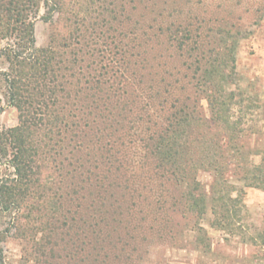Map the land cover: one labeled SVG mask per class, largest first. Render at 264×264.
<instances>
[{
  "label": "trees",
  "instance_id": "trees-1",
  "mask_svg": "<svg viewBox=\"0 0 264 264\" xmlns=\"http://www.w3.org/2000/svg\"><path fill=\"white\" fill-rule=\"evenodd\" d=\"M215 1L0 0V76L18 113L0 129V264L9 238L21 264H149L186 233L210 253L202 222L264 247V226L242 222L245 188L264 192V152L249 163L233 121L244 100L229 91L245 3Z\"/></svg>",
  "mask_w": 264,
  "mask_h": 264
},
{
  "label": "rangeland",
  "instance_id": "rangeland-1",
  "mask_svg": "<svg viewBox=\"0 0 264 264\" xmlns=\"http://www.w3.org/2000/svg\"><path fill=\"white\" fill-rule=\"evenodd\" d=\"M210 1V0H209ZM215 1V0H214ZM218 0L215 1L217 3ZM243 10L238 16L242 18L241 28L250 35L242 39L237 52V75L229 85V91L242 94V109L236 108L233 121L243 117L242 127L245 129L243 143L248 145L255 154L249 157L252 166L259 165L264 152V0H244ZM232 9V8H230ZM40 16L35 21L36 47L42 48L48 44L50 25ZM262 16V17H261ZM235 22V21H234ZM8 41L0 40V73L8 72V64L1 53ZM7 83L0 76V129L14 127L18 124V113L8 104ZM206 114L209 116L206 101H203ZM242 110V111H241ZM2 173H7L4 170ZM204 190L212 196L214 174L202 171L199 174ZM236 190L243 188L244 183L232 180L230 187ZM236 191L231 192L235 197ZM243 223L250 230L264 226V192L256 188H245ZM10 216L0 214V229L9 225ZM201 225L206 230L212 251L207 253L196 248V236L186 233L175 245L167 244L152 249L149 264H264V247L254 246L246 242L242 236H232L211 228L207 222ZM6 264H21L22 250L19 242L8 239L1 243Z\"/></svg>",
  "mask_w": 264,
  "mask_h": 264
}]
</instances>
